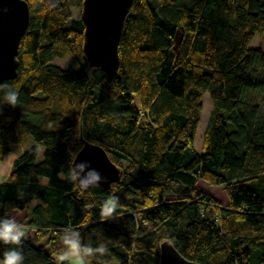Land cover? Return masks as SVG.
Segmentation results:
<instances>
[{
  "label": "trees",
  "instance_id": "1",
  "mask_svg": "<svg viewBox=\"0 0 264 264\" xmlns=\"http://www.w3.org/2000/svg\"><path fill=\"white\" fill-rule=\"evenodd\" d=\"M25 1L18 76L1 84L18 90L15 107L4 99L12 89H0V163L35 141L0 183V220L22 214L23 264H68L65 239L107 248L82 253L86 264H159L166 241L196 264H264V46L250 48L264 38V0H134L114 74L85 59L84 25L70 11L83 0ZM64 58L67 69L54 65ZM85 142L120 169L118 183L71 179ZM111 196L119 207L106 218ZM13 247L0 243V260Z\"/></svg>",
  "mask_w": 264,
  "mask_h": 264
},
{
  "label": "water",
  "instance_id": "2",
  "mask_svg": "<svg viewBox=\"0 0 264 264\" xmlns=\"http://www.w3.org/2000/svg\"><path fill=\"white\" fill-rule=\"evenodd\" d=\"M45 1L51 6L58 2ZM133 2L134 0H83L80 14L84 25L83 54L91 68L109 74L119 70V43ZM29 21L30 8L25 0H0V85L13 81L18 76L19 48L27 33ZM80 161L88 162L91 169L106 178L105 182L93 187L106 189L119 182L120 169L110 161L101 147L85 142L72 167ZM159 264L196 263L183 259L172 244L166 241L160 245Z\"/></svg>",
  "mask_w": 264,
  "mask_h": 264
},
{
  "label": "clouds",
  "instance_id": "3",
  "mask_svg": "<svg viewBox=\"0 0 264 264\" xmlns=\"http://www.w3.org/2000/svg\"><path fill=\"white\" fill-rule=\"evenodd\" d=\"M11 88L8 85H0V89ZM4 99L10 107H15L18 103V90L11 88ZM71 179L78 184L82 189L89 187L98 186L101 182H105L106 178L102 177L98 171L91 169L90 165L86 161H80L74 163L70 171ZM102 178V179H101ZM119 207V197L111 196L103 204L101 214L108 218L112 217L113 213H116ZM26 235L25 228L19 224L13 217L11 219L0 220V243L5 245L16 246L6 251L3 255V259L0 260V264H23L24 256L21 251L17 248L22 244V240ZM76 235H79L77 232ZM64 244L67 245V251L59 256L61 261L67 259L69 255L75 258L83 259L82 253L88 256L99 254L101 256L107 254V248L101 245L98 248L93 249L92 247L81 248L78 240L65 239Z\"/></svg>",
  "mask_w": 264,
  "mask_h": 264
},
{
  "label": "rangeland",
  "instance_id": "4",
  "mask_svg": "<svg viewBox=\"0 0 264 264\" xmlns=\"http://www.w3.org/2000/svg\"><path fill=\"white\" fill-rule=\"evenodd\" d=\"M262 1V0H259ZM71 11V16L73 20H78L80 19V14H81V10L72 7L70 9ZM264 46V38H260L258 35H256L255 39L252 41L250 48L252 49H257L259 47ZM71 64V60L69 58H64L62 60H58L54 62L55 66H58L59 68L65 70L67 69ZM202 105H203V113H202V118L197 130V134H196V138L194 141V149L198 152L201 153L202 151V145H203V137H204V132L207 128L209 119H210V115L213 109V104L210 101V98L208 95H206L203 100H202ZM35 145V141L32 137H28L25 139V141L23 143H21L20 145H18L17 147H14L12 149V153L11 155L8 156V158L5 159V161L2 163V165H6L7 167L10 166L12 167V162L15 160V157L21 155L25 150H27L28 148H30L31 146ZM43 152L44 149L40 148V152H39V156H38V162L43 160ZM10 167V168H11ZM9 168V169H10ZM44 182V181H43ZM205 185H203L202 183H200L198 185L199 188H203ZM205 190V189H204ZM206 193L212 194L215 197H217L222 203H226L224 200V193L222 190H216L215 192L214 189L210 190L206 189L205 190ZM22 214L20 213H15L14 214V218L16 219V221H18L20 219ZM59 262H67L68 264H86L84 258L83 259H79V258H75L72 255H69V257L63 261L59 260ZM108 264H118L116 261H112L109 262Z\"/></svg>",
  "mask_w": 264,
  "mask_h": 264
},
{
  "label": "crops",
  "instance_id": "5",
  "mask_svg": "<svg viewBox=\"0 0 264 264\" xmlns=\"http://www.w3.org/2000/svg\"><path fill=\"white\" fill-rule=\"evenodd\" d=\"M255 39V38H254ZM194 151L196 152V153H198L195 149H194ZM198 154H200V153H198ZM17 157H15V159H16ZM13 163V162H12ZM11 164H10V166L9 167H7V164L6 165H2V163H0V183H3V182H5V181H7V179L9 178V176H10V173H11ZM10 168V169H9ZM225 200V202L227 203V199L226 198H224Z\"/></svg>",
  "mask_w": 264,
  "mask_h": 264
}]
</instances>
